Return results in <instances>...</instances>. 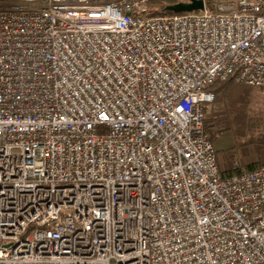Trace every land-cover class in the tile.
Segmentation results:
<instances>
[{
    "label": "built area",
    "instance_id": "obj_1",
    "mask_svg": "<svg viewBox=\"0 0 264 264\" xmlns=\"http://www.w3.org/2000/svg\"><path fill=\"white\" fill-rule=\"evenodd\" d=\"M157 1L0 0V264H264V164L203 111L264 88V0Z\"/></svg>",
    "mask_w": 264,
    "mask_h": 264
},
{
    "label": "rangeland",
    "instance_id": "obj_2",
    "mask_svg": "<svg viewBox=\"0 0 264 264\" xmlns=\"http://www.w3.org/2000/svg\"><path fill=\"white\" fill-rule=\"evenodd\" d=\"M168 1L154 2L150 8H159ZM223 104L226 110L214 102L205 113L206 132L215 136L213 145L218 161L223 160L234 172L264 164V146H259L264 139V88L239 83Z\"/></svg>",
    "mask_w": 264,
    "mask_h": 264
},
{
    "label": "trees",
    "instance_id": "obj_3",
    "mask_svg": "<svg viewBox=\"0 0 264 264\" xmlns=\"http://www.w3.org/2000/svg\"><path fill=\"white\" fill-rule=\"evenodd\" d=\"M186 0H169L166 5L160 6L158 9L153 11V15H161V16H168V15H174L176 13H171V12H166L164 8L168 5L175 4V3H180V2H185ZM181 14V13H179ZM239 86V83H237L234 79H228L227 81L224 82H216L212 87L211 91L214 93V102L217 104H221L224 106L226 110V106L224 101L228 99V96L231 95V93L236 89V87ZM204 111V110H203ZM205 113V111H204ZM204 127L206 130V120L204 121ZM215 136L210 137V141L214 143ZM234 146H237L236 141H234ZM259 146H264V139L261 141ZM260 150V149H259ZM255 166H250L248 170L254 169Z\"/></svg>",
    "mask_w": 264,
    "mask_h": 264
},
{
    "label": "water",
    "instance_id": "obj_4",
    "mask_svg": "<svg viewBox=\"0 0 264 264\" xmlns=\"http://www.w3.org/2000/svg\"><path fill=\"white\" fill-rule=\"evenodd\" d=\"M203 9L202 0H188V2H180L168 5L164 8L166 12L171 13H187L192 11H198Z\"/></svg>",
    "mask_w": 264,
    "mask_h": 264
},
{
    "label": "crops",
    "instance_id": "obj_5",
    "mask_svg": "<svg viewBox=\"0 0 264 264\" xmlns=\"http://www.w3.org/2000/svg\"><path fill=\"white\" fill-rule=\"evenodd\" d=\"M210 106H211V105H207V106L204 107V111H205V113H206L207 109L210 108ZM206 115H207V114H205V120H206ZM207 118H208V117H207ZM206 121H208V120H206ZM207 126H208V124L206 125V131H208ZM230 134H231V133H230ZM213 144H214V143H213ZM216 156H217V155H216ZM217 162H218V165H219L220 172H221V174H222L223 176H229V175H231V174L238 173V172H234L233 169H232L230 166L225 165L224 162H223V160H222V161H220V160L218 161V158H217ZM250 166H251V165H250Z\"/></svg>",
    "mask_w": 264,
    "mask_h": 264
}]
</instances>
